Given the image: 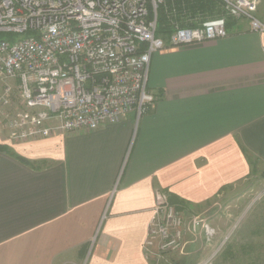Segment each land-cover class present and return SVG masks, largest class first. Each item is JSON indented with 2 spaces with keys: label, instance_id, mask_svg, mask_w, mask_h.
<instances>
[{
  "label": "crops",
  "instance_id": "1",
  "mask_svg": "<svg viewBox=\"0 0 264 264\" xmlns=\"http://www.w3.org/2000/svg\"><path fill=\"white\" fill-rule=\"evenodd\" d=\"M228 21L224 38L154 54L157 99L138 120L15 142L0 132V264H151L156 190L188 214L264 175V32ZM256 239H221L215 264H264Z\"/></svg>",
  "mask_w": 264,
  "mask_h": 264
},
{
  "label": "built area",
  "instance_id": "2",
  "mask_svg": "<svg viewBox=\"0 0 264 264\" xmlns=\"http://www.w3.org/2000/svg\"><path fill=\"white\" fill-rule=\"evenodd\" d=\"M213 1L221 10L216 17L192 12L196 0H0V78L9 82L0 117L10 139L96 129L130 112L138 120L157 99L149 87L154 54L224 38L229 18L264 32L261 0ZM199 228L210 241L207 222L187 220L156 190L146 256L181 252L186 235Z\"/></svg>",
  "mask_w": 264,
  "mask_h": 264
},
{
  "label": "rangeland",
  "instance_id": "3",
  "mask_svg": "<svg viewBox=\"0 0 264 264\" xmlns=\"http://www.w3.org/2000/svg\"><path fill=\"white\" fill-rule=\"evenodd\" d=\"M7 83L0 78V95L5 92ZM0 132L15 142L7 134L1 117ZM185 215L187 220L199 216L210 225L214 230L210 241L199 228L197 232L186 235L187 243L181 252L169 254L163 260L150 259L151 264H215L216 243L223 238L237 243L254 236L259 238L256 244L261 247L264 238V175L253 174L249 179L225 189L208 205L194 208ZM238 264L245 263L239 261Z\"/></svg>",
  "mask_w": 264,
  "mask_h": 264
},
{
  "label": "trees",
  "instance_id": "4",
  "mask_svg": "<svg viewBox=\"0 0 264 264\" xmlns=\"http://www.w3.org/2000/svg\"><path fill=\"white\" fill-rule=\"evenodd\" d=\"M191 11L192 12H195L197 10H202L206 13H208V15L210 17H216L218 15H221V10L217 9L216 8V3L213 1V0H196L195 3H192L191 6ZM229 22V21H228ZM227 22V23H228ZM162 29H163V19L161 18L160 19V22H159V30L158 32H162ZM5 36V34H1L0 33V39L3 38ZM0 150H3V151H8L9 148L5 145H0ZM11 154L12 155H15L17 158H20L21 160H24L22 159V157L16 155L14 152L11 151ZM250 160V163H252V166L253 168H255V164L254 162ZM255 170V169H254ZM169 200L172 204H174L179 210H182L183 209V205H185L183 202L173 198L172 195H169Z\"/></svg>",
  "mask_w": 264,
  "mask_h": 264
}]
</instances>
